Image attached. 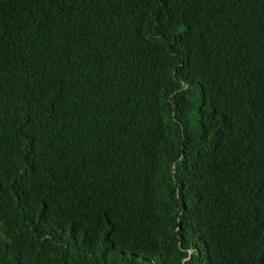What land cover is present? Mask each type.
Returning a JSON list of instances; mask_svg holds the SVG:
<instances>
[{
    "label": "trees",
    "instance_id": "16d2710c",
    "mask_svg": "<svg viewBox=\"0 0 264 264\" xmlns=\"http://www.w3.org/2000/svg\"><path fill=\"white\" fill-rule=\"evenodd\" d=\"M0 264H264V0H0Z\"/></svg>",
    "mask_w": 264,
    "mask_h": 264
},
{
    "label": "rangeland",
    "instance_id": "374dc122",
    "mask_svg": "<svg viewBox=\"0 0 264 264\" xmlns=\"http://www.w3.org/2000/svg\"><path fill=\"white\" fill-rule=\"evenodd\" d=\"M1 235V234H0Z\"/></svg>",
    "mask_w": 264,
    "mask_h": 264
}]
</instances>
